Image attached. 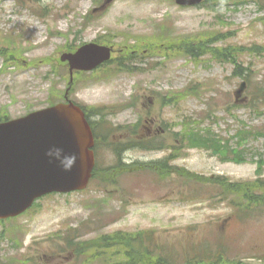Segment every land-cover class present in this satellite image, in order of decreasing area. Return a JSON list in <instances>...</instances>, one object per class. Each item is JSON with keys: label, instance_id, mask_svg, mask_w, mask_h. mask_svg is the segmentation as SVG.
Returning a JSON list of instances; mask_svg holds the SVG:
<instances>
[{"label": "rangeland", "instance_id": "1", "mask_svg": "<svg viewBox=\"0 0 264 264\" xmlns=\"http://www.w3.org/2000/svg\"><path fill=\"white\" fill-rule=\"evenodd\" d=\"M103 1L0 0V117L16 118L63 99L70 79L69 65L60 59L64 52L96 40L114 49V60L97 72H75L70 94L102 111L92 118L106 141L99 150L103 170L86 190L45 197L5 222L0 231L10 241L1 243L4 255H23L28 264H115L131 261L128 251L149 264L166 254L191 264L192 255L221 250V264H264L249 259L264 257V202L253 205L231 191L235 184L264 180V106H252L264 86V0L190 7L175 0H116L93 13ZM227 48L251 67L248 81L234 63L216 58L215 50ZM127 54L137 71L116 65ZM244 80L246 100L236 103ZM153 118L155 132L166 127L167 143L177 132V159L171 166L169 149H127L122 159L132 165L126 167L116 147L135 138L133 125L145 132ZM194 129H208L216 146L191 148L187 135ZM254 195L264 201V190ZM117 232L152 238L132 240L127 250L96 245ZM70 238L89 241L88 252L70 250Z\"/></svg>", "mask_w": 264, "mask_h": 264}, {"label": "water", "instance_id": "2", "mask_svg": "<svg viewBox=\"0 0 264 264\" xmlns=\"http://www.w3.org/2000/svg\"><path fill=\"white\" fill-rule=\"evenodd\" d=\"M176 1L192 5L202 0ZM110 56L111 48L89 43L62 59L70 61L73 74L75 68L92 69ZM93 145L85 113L71 101L0 122V218L23 213L44 194L87 187L95 165Z\"/></svg>", "mask_w": 264, "mask_h": 264}, {"label": "trees", "instance_id": "3", "mask_svg": "<svg viewBox=\"0 0 264 264\" xmlns=\"http://www.w3.org/2000/svg\"><path fill=\"white\" fill-rule=\"evenodd\" d=\"M226 1H234V0H226ZM216 42V41H215ZM186 52H189V47L185 48ZM231 50L230 48L224 49V50H215L214 54L216 56V58H219L220 60L225 59L226 61H230L232 63L235 64V72H239L241 73L243 76L246 77L247 81L249 80L248 78V74L251 71V67H244V65L242 63H240L237 59V50L234 49L233 52H229ZM194 56H199L200 54H193ZM128 62H124V60H120L117 63V66L120 69L123 70H128V71H134L135 69H137V67H134L130 62L129 64L131 65H127ZM260 92L256 95L255 93V97L253 98L252 101V105L255 107H257V105L261 104L264 105V86H261V89H259ZM189 92V91H187ZM185 93H180L179 96H184ZM261 101L259 104H257V102ZM0 120H2V118H0ZM190 133H188V138L189 141L191 143L190 146H216V145H211V144H217V139L212 137L211 133L205 134L201 129L198 130H190ZM221 145V143H218ZM149 146V145H148ZM151 147H154L155 145H150ZM99 168V167H98ZM98 168H96V172L97 170H99ZM235 187H233L231 189V191L236 192V193H243L245 195H247L249 197V200L252 201L253 205H262V198L260 197H256V195H254V191H261L264 190V180H257L253 183H239V184H235ZM0 224H1V220H0ZM16 228H12V231H16ZM10 232V230H9ZM130 235V234H129ZM152 238L151 234H146L143 232L137 233L134 236L128 237L125 233L123 232H117L114 234H107L105 236H103L101 239H96L95 242L100 241L99 244H96L95 242L91 241L92 244H96L97 246H110V245H119V249L121 250H127V248L132 244V240L134 242H136L137 240H146V239H150ZM4 240V242L6 240H9L8 237V233L3 231H0V264H28L29 260L25 261V257L22 255L20 257H5L4 254H2V250H1V243ZM10 241V240H9ZM14 241V239H13ZM154 242V241H153ZM87 243H89V241H80L77 240L75 241L73 238H70L68 240L65 241V244L67 247L70 248V250H74L77 253H87V249H85ZM153 243H151L152 245ZM153 246L155 247V250L157 253L161 254L160 248L157 247V244H153ZM148 254H151L152 251H148ZM141 255V254H140ZM169 255V254H167ZM126 258L130 259L131 261L129 262H123V261H119L116 262L115 264H149L148 261H142V259H137L135 257H133L128 251H126ZM170 256V255H169ZM153 264H178L177 262H175V260H173L170 257H163L160 258V260H158L157 262L154 261ZM184 264V263H182Z\"/></svg>", "mask_w": 264, "mask_h": 264}, {"label": "flooded vegetation", "instance_id": "4", "mask_svg": "<svg viewBox=\"0 0 264 264\" xmlns=\"http://www.w3.org/2000/svg\"><path fill=\"white\" fill-rule=\"evenodd\" d=\"M157 124L156 119H151V126L148 127V133L150 134H154L155 133V125ZM221 259H226V257H222Z\"/></svg>", "mask_w": 264, "mask_h": 264}]
</instances>
